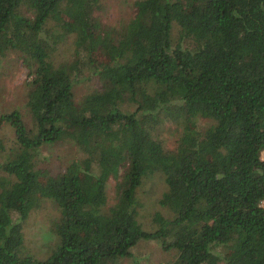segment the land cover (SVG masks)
I'll use <instances>...</instances> for the list:
<instances>
[{
  "label": "trees",
  "instance_id": "16d2710c",
  "mask_svg": "<svg viewBox=\"0 0 264 264\" xmlns=\"http://www.w3.org/2000/svg\"><path fill=\"white\" fill-rule=\"evenodd\" d=\"M98 3L0 0V57L18 51L30 69L33 125L17 110L0 115L16 134L0 159V264H118L142 238L174 250L168 264H264V0H135L118 32L102 29ZM71 34L100 82L79 104L77 68L50 57ZM164 120L182 126L169 150L154 136ZM60 139L97 170L74 160L58 174L37 168L39 148ZM155 172L171 215L156 212L146 231L136 192ZM42 190L60 210L59 242L39 259L22 229Z\"/></svg>",
  "mask_w": 264,
  "mask_h": 264
},
{
  "label": "rangeland",
  "instance_id": "374dc122",
  "mask_svg": "<svg viewBox=\"0 0 264 264\" xmlns=\"http://www.w3.org/2000/svg\"><path fill=\"white\" fill-rule=\"evenodd\" d=\"M135 12V0H99L94 16L100 22L102 29L118 32L134 17ZM173 36L174 38L177 36L176 29L173 31ZM74 40L75 37L71 34L57 42L50 57L55 65L63 64L69 67L75 65L71 71L72 74H75L77 68L73 94L75 103L79 104L88 93L99 88L100 82L95 70L87 66L85 56L77 53ZM102 61L100 63L104 65L113 63V61L108 63L106 60ZM31 77L30 69L23 62L20 52L10 50L0 57V115L17 110L28 128L33 126L26 104ZM195 121L200 129H205L209 123V120L202 117L196 118ZM181 127L175 121L164 120L156 125L154 136L166 150L173 149ZM0 138L6 148L5 152L0 154V159H2L1 156H7L16 146L15 128L9 121H4L0 126ZM261 157L264 158V152ZM72 160L86 169V174L97 170L96 163L92 162L73 141L68 139L43 144L35 157L36 167L46 169L51 174L63 172ZM1 175L3 174L0 173ZM114 184V179L110 178L107 185V205L114 202ZM165 190L166 184L160 172L144 177L137 188L136 197L140 204L137 207L136 217L146 231L155 229L152 217L156 212L165 216L171 215L170 211L159 201ZM59 216V207L47 191L42 190L39 205L29 209L23 221L24 248L27 252L39 259H44L50 254L59 242L55 231V223ZM175 257L174 250L165 251L156 240L142 238L131 248V256L119 258L117 263L168 264L174 261Z\"/></svg>",
  "mask_w": 264,
  "mask_h": 264
},
{
  "label": "built area",
  "instance_id": "2783aa9c",
  "mask_svg": "<svg viewBox=\"0 0 264 264\" xmlns=\"http://www.w3.org/2000/svg\"><path fill=\"white\" fill-rule=\"evenodd\" d=\"M261 204H262V206H264V201H262V203H261Z\"/></svg>",
  "mask_w": 264,
  "mask_h": 264
}]
</instances>
